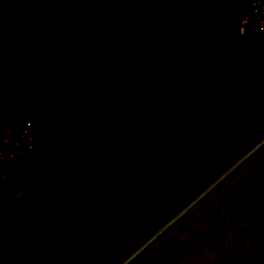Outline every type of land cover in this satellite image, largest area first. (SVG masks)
<instances>
[{
    "label": "crops",
    "instance_id": "crops-1",
    "mask_svg": "<svg viewBox=\"0 0 264 264\" xmlns=\"http://www.w3.org/2000/svg\"><path fill=\"white\" fill-rule=\"evenodd\" d=\"M124 2L98 0L68 40L32 108L35 146L0 182L8 201L69 176L89 152L121 140L180 138L190 125L189 113L148 92L158 24L142 13L122 16ZM17 6L0 0V131L8 113L36 94L52 44L41 25L14 28ZM249 8L244 0L242 16ZM242 16L231 17L237 33L252 39ZM226 145L229 165L200 168L141 209L113 198L80 224L41 237L0 264H264V117Z\"/></svg>",
    "mask_w": 264,
    "mask_h": 264
},
{
    "label": "trees",
    "instance_id": "trees-1",
    "mask_svg": "<svg viewBox=\"0 0 264 264\" xmlns=\"http://www.w3.org/2000/svg\"><path fill=\"white\" fill-rule=\"evenodd\" d=\"M14 28L41 25L52 37L44 94L66 44L98 0H14ZM145 14L158 24L157 69L147 90L192 119L180 138L121 140L89 152L72 173L13 203L0 195V262L41 237L78 225L113 198L141 209L170 188L233 161L235 142L264 117V54L238 40L230 12L216 0H125L122 16Z\"/></svg>",
    "mask_w": 264,
    "mask_h": 264
},
{
    "label": "built area",
    "instance_id": "built-area-1",
    "mask_svg": "<svg viewBox=\"0 0 264 264\" xmlns=\"http://www.w3.org/2000/svg\"><path fill=\"white\" fill-rule=\"evenodd\" d=\"M243 29L251 28V45L264 54V0H250L247 14L241 18ZM35 121L23 108L8 113L0 131V182L8 177L11 167L19 163L35 146Z\"/></svg>",
    "mask_w": 264,
    "mask_h": 264
},
{
    "label": "rangeland",
    "instance_id": "rangeland-1",
    "mask_svg": "<svg viewBox=\"0 0 264 264\" xmlns=\"http://www.w3.org/2000/svg\"><path fill=\"white\" fill-rule=\"evenodd\" d=\"M223 5H225L228 8H224L226 9L228 12H232L231 17L235 20L236 16L239 15V18L242 16V14L244 13L242 11L243 9V5H244V0H223ZM230 9V10H228ZM235 11V12H234ZM237 14V15H235ZM238 40L244 44H250L253 42L250 35H241L238 32Z\"/></svg>",
    "mask_w": 264,
    "mask_h": 264
}]
</instances>
